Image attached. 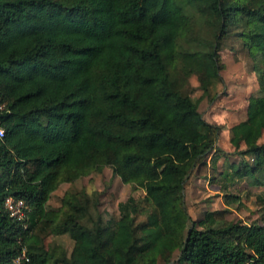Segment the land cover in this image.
Here are the masks:
<instances>
[{
	"label": "trees",
	"instance_id": "obj_1",
	"mask_svg": "<svg viewBox=\"0 0 264 264\" xmlns=\"http://www.w3.org/2000/svg\"><path fill=\"white\" fill-rule=\"evenodd\" d=\"M227 35L251 55L262 93L235 130L248 144L241 162L219 168V126L185 86L196 75L208 93L222 81ZM0 103V264H170L175 251L176 264H264V212L194 219L185 204L194 172L223 192L236 179L264 185V0H0ZM105 167L144 197L119 202L108 221L85 191L47 207L61 183ZM9 196L27 204L23 220ZM65 233L69 253L46 247Z\"/></svg>",
	"mask_w": 264,
	"mask_h": 264
},
{
	"label": "rangeland",
	"instance_id": "obj_2",
	"mask_svg": "<svg viewBox=\"0 0 264 264\" xmlns=\"http://www.w3.org/2000/svg\"><path fill=\"white\" fill-rule=\"evenodd\" d=\"M197 19V16H195ZM196 29L202 31V24L197 20ZM220 62L222 65L220 75L222 81L211 87L208 93H204L200 87L196 75H192L186 83L185 89L193 99H199L198 110L210 123L219 126L217 147L221 149V157L218 161L219 168L226 161L241 162L247 142L236 132V127L247 118L249 100L252 96L262 93L261 78L254 70V61L243 47L242 41L235 35H227L221 41ZM255 142L264 144V127L256 135ZM231 153H236L232 155ZM249 163L253 162L252 155H246ZM206 160H210V155ZM264 178V172L258 174ZM185 190V204L194 219L200 218L206 210L225 209L227 220H242L247 223L260 220V214L264 212V185H252L249 179H236L228 185L225 192L220 190V183L214 184L208 180L199 178L194 172ZM85 191L91 200L97 201V209L105 221L112 217L117 205L126 201L129 197L142 199L144 191L136 188L132 183H123L114 176L111 168L105 167L101 172L90 174L76 180L74 183H61L51 193L47 207L57 209L62 204V197L68 192ZM235 194L238 199L227 203L225 195ZM198 204L201 213H195L192 206ZM144 217H140L143 220ZM53 244L62 245L68 253L71 251L73 242L68 233L49 235L45 239L46 247ZM178 251L173 254L176 264ZM158 264H163L159 261Z\"/></svg>",
	"mask_w": 264,
	"mask_h": 264
},
{
	"label": "built area",
	"instance_id": "obj_3",
	"mask_svg": "<svg viewBox=\"0 0 264 264\" xmlns=\"http://www.w3.org/2000/svg\"><path fill=\"white\" fill-rule=\"evenodd\" d=\"M5 110V105L0 103V112ZM3 136V129L0 127V137ZM5 207L12 218L23 220L26 216L28 206L22 199H16L12 196H9L5 199ZM21 259L28 260L25 253L23 252L20 256L16 258V262H19Z\"/></svg>",
	"mask_w": 264,
	"mask_h": 264
}]
</instances>
